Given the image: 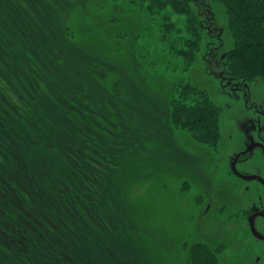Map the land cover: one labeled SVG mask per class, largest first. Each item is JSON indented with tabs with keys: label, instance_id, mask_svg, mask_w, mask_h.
<instances>
[{
	"label": "rangeland",
	"instance_id": "rangeland-1",
	"mask_svg": "<svg viewBox=\"0 0 264 264\" xmlns=\"http://www.w3.org/2000/svg\"><path fill=\"white\" fill-rule=\"evenodd\" d=\"M151 1L0 0V264H251L223 213L247 117L236 84L215 140L183 126L229 80L208 66V28L219 61L230 14Z\"/></svg>",
	"mask_w": 264,
	"mask_h": 264
},
{
	"label": "flooded vegetation",
	"instance_id": "flooded-vegetation-1",
	"mask_svg": "<svg viewBox=\"0 0 264 264\" xmlns=\"http://www.w3.org/2000/svg\"><path fill=\"white\" fill-rule=\"evenodd\" d=\"M211 26L212 24L209 25L208 35L212 39H218L219 44L211 45L208 66L219 70L225 69L223 73L218 74V79L221 80L228 76L229 80L223 81L222 79L220 85L224 87L220 89V85L217 86L215 92L207 86L203 90L214 107L225 114V111L231 110V106L228 103L222 105L220 99L230 97L227 88L235 83L237 87L232 86V88L241 94V102L247 114V117L245 116L240 121L241 129H237L240 139L239 148L231 155L228 166L229 174L223 178V188L227 195L234 197L235 200L230 205H224V221L225 224L231 226V229L234 224L242 233L243 229H246L244 231L246 240L256 245L251 264H264V67L252 73L253 82L261 87L260 93L256 95L246 83L247 76L234 75L227 61H224L228 52L223 53L217 61L221 41L218 35H214L215 31ZM207 73L209 77L215 79L214 72L208 69ZM209 77L207 84L210 86L212 80ZM219 118L221 122L223 118ZM223 134L221 131V138L224 137ZM249 134H251L250 137ZM211 205L210 202L207 204L205 214L211 210Z\"/></svg>",
	"mask_w": 264,
	"mask_h": 264
},
{
	"label": "trees",
	"instance_id": "trees-1",
	"mask_svg": "<svg viewBox=\"0 0 264 264\" xmlns=\"http://www.w3.org/2000/svg\"><path fill=\"white\" fill-rule=\"evenodd\" d=\"M152 1L158 7L171 6L175 12L184 9L182 0ZM222 1L225 3L226 9L230 14V26L235 45L234 49L228 52L227 57L229 55L232 57V60H229V58L227 61L228 66L234 75H250L257 69L264 67V0ZM236 69L240 70L241 73L236 74ZM193 89L198 90V87L194 86ZM201 91L205 93L204 90H200V93H202ZM205 96V102L199 101L197 104H194L195 107L187 116L190 120H187V123L183 124L184 128L193 130L194 133L198 134L200 132L197 135V139L200 142L212 137L215 140L218 137V129L216 127L218 122L216 110L218 109ZM199 127L203 129H199ZM11 187L4 188L3 192L11 193L9 191ZM6 200L7 202H11V196L7 195ZM16 206L14 205L13 208H16ZM10 207L11 205L7 206L6 209Z\"/></svg>",
	"mask_w": 264,
	"mask_h": 264
}]
</instances>
